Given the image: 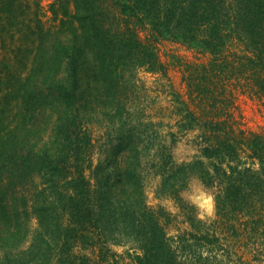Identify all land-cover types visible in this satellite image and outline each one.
I'll list each match as a JSON object with an SVG mask.
<instances>
[{"label": "trees", "instance_id": "1", "mask_svg": "<svg viewBox=\"0 0 264 264\" xmlns=\"http://www.w3.org/2000/svg\"><path fill=\"white\" fill-rule=\"evenodd\" d=\"M53 13L48 26L41 0H0V264H264V126L240 109L264 111V0ZM160 37L202 58L163 60ZM142 72L167 77V133ZM191 134L199 156L178 161ZM156 178L179 213L150 204ZM192 180L214 218L182 197Z\"/></svg>", "mask_w": 264, "mask_h": 264}, {"label": "rangeland", "instance_id": "2", "mask_svg": "<svg viewBox=\"0 0 264 264\" xmlns=\"http://www.w3.org/2000/svg\"><path fill=\"white\" fill-rule=\"evenodd\" d=\"M58 0H41V14L42 19L46 25L50 26L58 22L54 13L53 5ZM148 31H143V34H147ZM159 51L163 60L171 59L174 55L176 57H182L183 59H188L195 61L197 58H202L200 54L196 51L187 49L185 46L167 40L166 38H159ZM172 77L177 83V86L181 85L182 73L178 71H172ZM143 78L150 88L152 95L156 97V107L157 111V120H162L164 123V132L167 133V123L170 125L174 124L172 118L167 116V100L170 96L167 93V77H161L159 75H151L149 73L142 72ZM152 89L155 90L152 93ZM153 105V104H152ZM154 109V108H153ZM240 109L244 115V122L247 126L259 129L264 126V111L261 108V105L255 101L243 97L240 100ZM177 130L176 127L172 128ZM193 138V135H186L180 137L179 142L177 143L174 154L178 161H190L199 156L198 149L190 141ZM160 178L153 179L149 187V202L151 205L158 207L163 206L166 210L176 214L180 212L179 205L174 197L170 196H158L156 194L157 184ZM182 197L187 200L189 203L195 205L199 216L202 218L212 219L216 216L215 204L212 195L206 191L197 180H192L189 186L182 192ZM207 197H211V202L205 203Z\"/></svg>", "mask_w": 264, "mask_h": 264}, {"label": "clouds", "instance_id": "3", "mask_svg": "<svg viewBox=\"0 0 264 264\" xmlns=\"http://www.w3.org/2000/svg\"><path fill=\"white\" fill-rule=\"evenodd\" d=\"M211 199H212L211 197H207L206 200H205V203H209L210 204Z\"/></svg>", "mask_w": 264, "mask_h": 264}]
</instances>
